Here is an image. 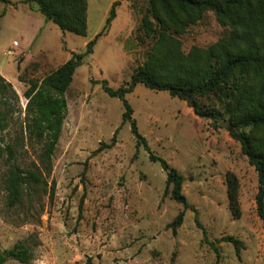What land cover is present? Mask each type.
<instances>
[{
	"label": "rangeland",
	"instance_id": "obj_1",
	"mask_svg": "<svg viewBox=\"0 0 264 264\" xmlns=\"http://www.w3.org/2000/svg\"><path fill=\"white\" fill-rule=\"evenodd\" d=\"M23 1L0 0V76L11 85L0 90V147L15 144L21 167L38 166L41 146L29 143L23 129L27 82L83 53L103 29L112 3L117 5L64 94L65 119L44 179L46 192L32 200L23 196L19 206L7 209L5 155L0 157V251L23 242L32 254L27 264H264L257 173L229 136L228 122L199 118L184 101L139 83L125 94L149 151L182 176L181 192L193 211L171 200L165 171L136 147L130 124H122V101L103 91L102 84L116 90L129 83L144 62L152 45L141 28L148 1L86 0L84 35L61 31ZM226 33L206 12L178 38L187 53ZM199 104L222 111L213 98ZM117 129L115 144L94 154ZM230 175L238 184V217L228 206ZM181 211L182 224L173 231L169 225ZM227 236L240 242L238 251L219 242Z\"/></svg>",
	"mask_w": 264,
	"mask_h": 264
},
{
	"label": "trees",
	"instance_id": "obj_2",
	"mask_svg": "<svg viewBox=\"0 0 264 264\" xmlns=\"http://www.w3.org/2000/svg\"><path fill=\"white\" fill-rule=\"evenodd\" d=\"M147 1L148 9L141 28L152 45L146 58L132 71L129 83L116 90L102 84L103 91L122 101V124H130L136 147L142 146L148 151L149 160L160 164L166 173V193L170 190L171 200L184 208L191 207L181 192L182 176L149 151L132 118L125 94L139 83L151 91H164L170 97L184 101L199 118L213 123L226 120L229 136L240 144L242 154L257 173V214L264 223V0ZM23 3L61 31L76 35L86 32V0H24ZM116 5L117 1L112 3L103 29L86 44L83 53L73 54L42 79L27 82L23 92L26 100L23 129L29 143L41 145L38 166L21 167L17 163L15 144L0 147V157L5 155L6 163L2 187L7 209L19 206L23 196L32 200L38 191L46 192L44 179L51 173L52 156L65 119L67 103L64 94L75 68L86 54L91 53L96 39L107 31L115 18ZM206 12L213 13L218 24L227 28V33L205 48L192 47L184 53L178 36L197 24ZM6 88L11 85L0 76V90ZM201 98H213L222 111L200 105ZM117 131L110 143H101L93 153L111 148L116 142ZM237 190V180L230 175L227 199L234 217L239 216ZM52 193L53 185L50 196ZM182 218L183 211L176 215L169 227L175 231L182 224ZM195 219L199 225L197 216ZM219 242L232 244L236 251L241 247L240 242L231 236L222 237ZM210 247L216 251L214 243H210ZM31 259L32 254L23 242L0 251V264H9L10 261L27 264Z\"/></svg>",
	"mask_w": 264,
	"mask_h": 264
},
{
	"label": "water",
	"instance_id": "obj_3",
	"mask_svg": "<svg viewBox=\"0 0 264 264\" xmlns=\"http://www.w3.org/2000/svg\"><path fill=\"white\" fill-rule=\"evenodd\" d=\"M223 127H226L224 124H222Z\"/></svg>",
	"mask_w": 264,
	"mask_h": 264
},
{
	"label": "crops",
	"instance_id": "obj_4",
	"mask_svg": "<svg viewBox=\"0 0 264 264\" xmlns=\"http://www.w3.org/2000/svg\"><path fill=\"white\" fill-rule=\"evenodd\" d=\"M15 44V43H14ZM16 45V44H15ZM9 53V52H8ZM11 53V52H10Z\"/></svg>",
	"mask_w": 264,
	"mask_h": 264
}]
</instances>
